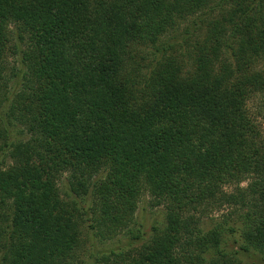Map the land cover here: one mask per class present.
I'll return each instance as SVG.
<instances>
[{
    "label": "trees",
    "instance_id": "16d2710c",
    "mask_svg": "<svg viewBox=\"0 0 264 264\" xmlns=\"http://www.w3.org/2000/svg\"><path fill=\"white\" fill-rule=\"evenodd\" d=\"M219 2L0 0V67L13 25L25 82L12 106L30 134L10 144L12 163L0 169V198L12 208L0 263L72 264L87 216L94 236H126L91 264H264V135L248 108L264 97V68L254 66L264 0L249 4L262 26L238 46L226 39V15L187 70L172 55L141 78V67L127 70L140 46L159 51L181 19L213 14ZM9 134L0 120V138ZM66 171L74 201L58 183ZM145 191L166 211L150 231L132 228ZM225 206L234 211L205 223Z\"/></svg>",
    "mask_w": 264,
    "mask_h": 264
},
{
    "label": "rangeland",
    "instance_id": "374dc122",
    "mask_svg": "<svg viewBox=\"0 0 264 264\" xmlns=\"http://www.w3.org/2000/svg\"><path fill=\"white\" fill-rule=\"evenodd\" d=\"M252 1L253 0H220V6L218 5L215 7L213 14L209 11L208 14L204 16L197 14L183 20L181 19L171 31L161 36L158 42V45H160L159 51L155 48L156 45L140 46L138 53L135 52V59L132 60V64L129 65L130 67L127 68V70L132 71L135 66L141 67L140 73H134L135 78H141L148 75L150 70L157 66L158 62L165 55H167V58L171 55L178 57L182 66L187 70L188 65L192 63L193 56L198 50L199 45L203 43L205 34L214 27L213 25L216 19H222L226 15L228 17L233 16V21H228L227 24L226 39H235L234 45L238 46L237 40L245 39L250 30L256 31L262 26L261 21H258V15L254 13L252 9H249V4H251ZM221 6H224L223 10ZM207 15L209 17L205 18L203 23L200 22V19ZM194 22H196V25ZM235 28H237V32H239L237 38H234L236 34H233ZM11 31L12 39L8 45L7 52L4 54V64L0 67V120L7 129H10L11 135H9L11 138H5L4 136L0 138V169H4L12 163V157L10 155L12 146L10 144L21 140L25 141L30 137L25 125L20 120V108L13 109L12 106L16 100L15 97L18 90L24 87L18 84V82H25V80L23 72L20 71V55L17 53L15 46H13L15 42L14 38L16 37V27L12 25ZM169 43H173V47L168 49V51H164L162 46H167ZM224 46H226L224 48L226 50L227 45ZM190 54L192 55V59L189 56ZM222 57V60H226L228 63L233 62L228 53H224ZM254 66L256 68H264V56L258 58ZM248 108L256 125L258 124V127L264 135V97L262 95L252 96L249 99ZM69 175L67 171L60 173L58 183L65 200L69 201L71 199L74 201V199L76 200V195L73 194L69 196L64 190L66 186L69 187ZM249 180L250 179L243 180L240 185L244 187L247 186ZM233 188L234 186H230L225 189L231 191ZM9 204L10 202L7 201L2 203L0 198V261H3L2 257L4 251L10 241V228H8L7 224L12 215V208ZM82 204H84V202H82ZM229 210L234 211L232 207L229 208L226 206L209 211V215L205 216V223L208 222L209 224L212 221L224 219V214H228V212H230ZM236 212L232 214L234 218L239 215V213L237 212L236 214ZM165 214L164 205H156L155 198L149 191H145L139 199L135 214V222L132 228L139 227L142 228V230L146 229L150 231L153 224L165 223ZM83 217L81 219L82 223L80 222L81 241L75 251L72 264H91L93 252L95 250L115 247L125 243L126 236L124 233L114 238H103L98 233L94 236L89 227V223L91 222L87 220V216ZM147 236H149V234ZM141 244V241L136 243V247L130 252L133 251V253L136 254L141 248ZM0 264H6V262L4 261V263Z\"/></svg>",
    "mask_w": 264,
    "mask_h": 264
}]
</instances>
